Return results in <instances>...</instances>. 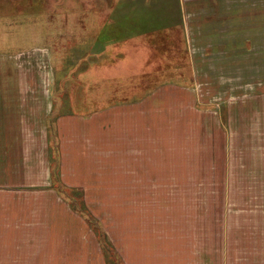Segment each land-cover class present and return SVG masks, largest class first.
<instances>
[{
	"label": "rangeland",
	"instance_id": "374dc122",
	"mask_svg": "<svg viewBox=\"0 0 264 264\" xmlns=\"http://www.w3.org/2000/svg\"><path fill=\"white\" fill-rule=\"evenodd\" d=\"M154 1L157 6L165 5L153 12L166 32L159 30L162 35L158 41L148 35V46L134 49L128 41L120 47L115 42L105 47L90 39L88 30L83 32L84 24L77 22L82 16L92 15L90 21L96 16L115 17L113 8L104 9V0H0V95L18 91L12 88L6 93V79L35 81V91L45 96L52 92L53 81L54 97L63 101L59 113L79 117L130 106L135 100L152 96L154 120L149 124L154 125L153 129L149 126L148 144L155 148L153 175L172 183L139 184L138 189L154 186L155 192L169 197L155 202L159 207H171L173 222L183 224L187 218V224H196L198 240L202 239L197 246L202 245L204 253L212 252V264H264V0H232L238 13L229 22H234L229 29L235 38L228 41L235 48L234 57L231 64L223 60L215 67L210 52L211 28L215 15L233 16L227 12L228 6L221 3L217 9H208L204 20L199 15L200 22L205 23L199 24L206 29L203 33L190 30L196 28L195 20L192 25L187 23L185 41L177 16L186 17L189 10L195 13L202 7L193 4L186 11L183 0ZM178 1L183 4L180 9L176 7ZM106 2L111 5L115 0ZM256 14H261L259 22L252 18ZM67 16L76 19L66 24ZM152 26L155 28L148 31L160 29ZM91 27L96 31L95 25ZM220 43L224 47L228 44L224 40ZM155 44L160 48L155 49ZM196 44L203 50L197 51ZM236 48H242L246 56H239ZM118 53H124L122 65ZM128 61L136 63L134 70L126 68ZM243 73V82L250 83L242 85L233 79ZM128 142L129 136H124V143ZM86 151L83 147L75 152L86 167L77 168L82 174L74 182L76 187L67 191L88 192L86 200L76 195L75 207L89 208L87 226L100 235L108 264H119L120 258L102 226L109 229L117 222L129 223L130 216L115 214L114 209L147 206V201L93 198L103 187L107 193L118 192V184L100 185L99 176L106 174L111 179L119 169L108 168L99 175L97 166L86 163ZM129 170L119 173L129 176ZM53 175L58 181V173ZM130 187L123 185V191H132ZM0 190L6 191V186ZM186 210H197L198 215H179Z\"/></svg>",
	"mask_w": 264,
	"mask_h": 264
},
{
	"label": "crops",
	"instance_id": "0c3cea01",
	"mask_svg": "<svg viewBox=\"0 0 264 264\" xmlns=\"http://www.w3.org/2000/svg\"><path fill=\"white\" fill-rule=\"evenodd\" d=\"M179 1L176 5L178 9L183 5ZM183 2L186 11L193 4L202 7L195 13L189 10L186 17L178 14V26L182 28V40L185 41L188 38L187 23L192 25L195 20L197 26L190 30L203 33L206 29L199 26L202 23L200 16L204 20L208 9H217L219 5L228 6L227 12L230 11L233 16L227 18L225 14H213L215 17L211 28L210 52L214 67L223 60L224 64H231L235 48L228 41L235 37L232 31L234 22H229L230 19L235 20L238 14H235L237 4L231 3L232 0ZM246 3L250 4L248 1ZM102 4L104 9L113 8L112 14H116L115 17L96 16L95 21H90L92 15L82 16L77 22L84 24L83 32L88 30L86 33L90 39L101 42L105 47L112 42L120 47L125 41L134 49L147 47L148 35L152 40L158 41L161 33L166 32L161 25L162 21L156 19L153 12L157 7L162 10L165 5L157 6L154 0H115L111 5L104 0ZM260 16L261 14H256L252 18L259 22ZM65 18L66 24H71L76 19H69L68 16ZM91 24L95 25L96 31H91ZM153 24L160 29L148 31L155 28ZM137 28L141 31L138 32ZM106 34H114L113 39L105 37ZM223 40L228 43L225 47L220 43ZM247 44L250 49L249 42ZM155 45V49L160 48L159 44ZM145 49L147 48L143 50ZM196 50H203L202 45H197ZM101 53L103 51L99 55ZM237 53L239 56H246L243 55L242 48ZM129 54L133 52L125 53ZM250 54L251 49L247 56ZM116 55L122 65L124 53ZM244 60L245 58L242 61ZM128 62L126 68L134 70L136 63ZM242 76L244 73L233 79L242 85L250 83H244ZM36 83L6 79V88H9L6 93H10L12 88L18 91H14V95H0V186H6V191L0 190V264H108L100 235L87 226L89 208L85 207L84 211L75 207L76 195L86 200L88 192L75 194L67 191L76 187L74 182L82 174L81 169L86 167L75 154L83 147L88 150L87 153L84 152L86 163L97 166L99 175L107 173L108 168L119 169L121 174L123 169H130L129 176L118 172V175L107 179L106 174L102 178L100 175V185L109 183L120 187L118 192L111 191L112 193H107L106 187H103L93 198L147 201V206L141 204V207L114 209L115 214L123 212V216H130L129 223L117 222L109 229L102 226L120 258L119 264H212V252L204 253L202 245L197 246L202 239L198 240L200 232H197L196 224H187V218L183 224L173 222L170 219L174 214L171 207H159L155 202L169 197L165 193L155 192L154 186H148L146 190L138 189L139 184L172 183L171 180L155 179L153 175L155 148L154 144H151V148L148 144L149 128L153 129L154 125V122L150 123L151 126L149 124L150 120H154L153 97L145 96L141 100H135L130 106L104 109L79 117L59 113L63 101L59 102L61 99L54 97L53 81L50 88L53 90L48 96L35 91ZM38 87L40 88V84ZM124 136H129L128 143H124ZM54 172L55 176L58 173V181L53 177ZM133 184L136 185L135 188ZM123 185H131L132 191H123ZM153 201L154 206H151ZM183 211L179 214L182 217H187L188 214L190 217L198 215L197 210Z\"/></svg>",
	"mask_w": 264,
	"mask_h": 264
},
{
	"label": "bare ground",
	"instance_id": "6f19581e",
	"mask_svg": "<svg viewBox=\"0 0 264 264\" xmlns=\"http://www.w3.org/2000/svg\"><path fill=\"white\" fill-rule=\"evenodd\" d=\"M196 16V15H195ZM192 18H194L193 16H192ZM261 20V19H260ZM194 21V20H193ZM254 22V21H253ZM261 22V21H260ZM255 23V22H254ZM260 25H262V24H260ZM194 35V34H193ZM196 38V37H195ZM197 45V44H196ZM200 86V85H199ZM201 93V92H200ZM206 93V92H205Z\"/></svg>",
	"mask_w": 264,
	"mask_h": 264
}]
</instances>
